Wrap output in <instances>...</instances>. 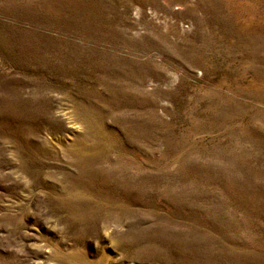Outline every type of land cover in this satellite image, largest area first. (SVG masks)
Returning <instances> with one entry per match:
<instances>
[{
    "label": "rangeland",
    "instance_id": "obj_1",
    "mask_svg": "<svg viewBox=\"0 0 264 264\" xmlns=\"http://www.w3.org/2000/svg\"><path fill=\"white\" fill-rule=\"evenodd\" d=\"M0 264H264V0H0Z\"/></svg>",
    "mask_w": 264,
    "mask_h": 264
}]
</instances>
